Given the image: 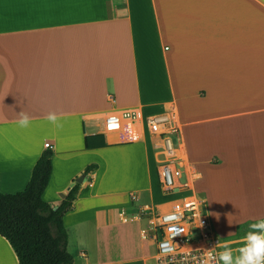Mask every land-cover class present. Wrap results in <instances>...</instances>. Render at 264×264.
I'll use <instances>...</instances> for the list:
<instances>
[{
    "label": "crops",
    "instance_id": "0c3cea01",
    "mask_svg": "<svg viewBox=\"0 0 264 264\" xmlns=\"http://www.w3.org/2000/svg\"><path fill=\"white\" fill-rule=\"evenodd\" d=\"M127 110L174 115L209 220L225 221L223 189L241 191V222L264 219V0H0V191L25 188L48 142L44 201L84 175L63 215L71 253L85 224L100 242L115 226L140 234V208L163 206L150 201L161 140L155 155L148 132L105 127ZM0 264H19L2 236Z\"/></svg>",
    "mask_w": 264,
    "mask_h": 264
},
{
    "label": "built area",
    "instance_id": "2783aa9c",
    "mask_svg": "<svg viewBox=\"0 0 264 264\" xmlns=\"http://www.w3.org/2000/svg\"><path fill=\"white\" fill-rule=\"evenodd\" d=\"M105 127L108 130L131 128L140 136L148 132L161 140L158 187L164 197H175L167 198L161 208L151 204L140 208L147 223L141 231L142 236L154 243L152 264H202L208 249L220 251L223 242L214 247V243L220 241L212 229L205 202L194 188L198 174L187 167L180 155V137L174 115L162 112L142 116L133 110L121 111L107 115ZM45 147L50 148L48 142Z\"/></svg>",
    "mask_w": 264,
    "mask_h": 264
},
{
    "label": "trees",
    "instance_id": "16d2710c",
    "mask_svg": "<svg viewBox=\"0 0 264 264\" xmlns=\"http://www.w3.org/2000/svg\"><path fill=\"white\" fill-rule=\"evenodd\" d=\"M100 146L105 143L101 142ZM51 158L52 150L45 148L23 190L0 191V236L8 241L19 264H73L74 258L67 249L63 215L72 208L80 185L74 182L57 206L44 201L42 193L51 173ZM94 168L96 164L87 165L83 174Z\"/></svg>",
    "mask_w": 264,
    "mask_h": 264
},
{
    "label": "rangeland",
    "instance_id": "374dc122",
    "mask_svg": "<svg viewBox=\"0 0 264 264\" xmlns=\"http://www.w3.org/2000/svg\"><path fill=\"white\" fill-rule=\"evenodd\" d=\"M145 133L141 135L143 136ZM151 135L154 136L156 142L154 152L155 155H157L159 140L156 134ZM156 158L159 159L158 156ZM157 162V165H159V161ZM155 176L156 184H158L157 170ZM221 192L223 193L221 197L222 216H224L225 221L217 222L212 210L210 221H212V228L215 235L217 234L222 242L227 243L235 250L243 245V236L249 231V225L252 223L241 222V191L238 192L237 190L233 192L223 189ZM174 197L175 195L167 198L170 200ZM167 198L163 199V197H161L158 187V190H154V193L151 195L150 201L152 203H156L157 201L163 202ZM207 209L208 213H210L208 207ZM232 216L238 217L234 223H232L231 220ZM146 226L147 223L142 222L140 234L137 228L129 226L120 225L111 227L102 232L100 242L95 230L89 224H85V226H82V232L77 236L76 241L71 242L70 245V249L75 253L73 254L70 252L74 257L73 264H137L135 261H137L136 258H138V256L141 258V264H150L152 262L151 255L154 243L142 236L141 231ZM225 243H223V245ZM74 245H76L77 248H75ZM223 245L219 247L220 251L223 249ZM82 252L84 254L81 255Z\"/></svg>",
    "mask_w": 264,
    "mask_h": 264
},
{
    "label": "clouds",
    "instance_id": "9594fccd",
    "mask_svg": "<svg viewBox=\"0 0 264 264\" xmlns=\"http://www.w3.org/2000/svg\"><path fill=\"white\" fill-rule=\"evenodd\" d=\"M46 119L59 126L54 113H49ZM18 125L22 128L30 125L27 114H20ZM202 264H264V219L249 225V231L243 237V246L234 250L225 243L223 249L218 252L210 248Z\"/></svg>",
    "mask_w": 264,
    "mask_h": 264
},
{
    "label": "water",
    "instance_id": "95a60500",
    "mask_svg": "<svg viewBox=\"0 0 264 264\" xmlns=\"http://www.w3.org/2000/svg\"><path fill=\"white\" fill-rule=\"evenodd\" d=\"M84 175H79L77 177H75V182L77 183H81L83 181Z\"/></svg>",
    "mask_w": 264,
    "mask_h": 264
},
{
    "label": "bare ground",
    "instance_id": "6f19581e",
    "mask_svg": "<svg viewBox=\"0 0 264 264\" xmlns=\"http://www.w3.org/2000/svg\"><path fill=\"white\" fill-rule=\"evenodd\" d=\"M113 131H120V130H113ZM160 150H161V146H160ZM207 213V212H206ZM219 239V238H218ZM220 242H218L217 244L214 243V247H217L218 245H220V243L222 242L220 239H219ZM225 243V242H223Z\"/></svg>",
    "mask_w": 264,
    "mask_h": 264
}]
</instances>
